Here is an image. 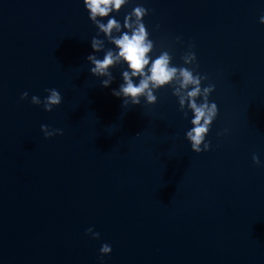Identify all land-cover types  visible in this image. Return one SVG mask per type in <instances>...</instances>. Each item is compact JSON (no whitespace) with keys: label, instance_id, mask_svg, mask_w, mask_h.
I'll return each mask as SVG.
<instances>
[{"label":"water","instance_id":"obj_1","mask_svg":"<svg viewBox=\"0 0 264 264\" xmlns=\"http://www.w3.org/2000/svg\"><path fill=\"white\" fill-rule=\"evenodd\" d=\"M137 5L153 55L181 67L194 51L215 85L211 149L191 150L175 85L125 107L112 93L126 64L107 88L92 75L88 56L115 46L83 0H0V264H264V0H131L113 15ZM53 88L52 112L31 103Z\"/></svg>","mask_w":264,"mask_h":264},{"label":"clouds","instance_id":"obj_2","mask_svg":"<svg viewBox=\"0 0 264 264\" xmlns=\"http://www.w3.org/2000/svg\"><path fill=\"white\" fill-rule=\"evenodd\" d=\"M83 3L91 22L115 46V51H107L102 59L95 55L88 56L92 65L90 68L92 75L105 78L102 84L107 88L111 84V69L116 64H126L128 70L122 73L123 83L112 93L117 98H123L125 107L139 106L142 101L147 105H155L158 102L156 92L175 85L173 91L178 98L180 109L187 110L185 117L188 116L189 111L191 112V127L185 133L191 150L197 154L209 151L211 143L207 137L217 119L219 109L215 102L210 101L215 85L209 83L203 86L207 77L196 73L191 67L197 62L195 52L190 50L184 54L182 59L185 66L181 67L173 65L172 55L168 50L154 56V42L144 23L148 10L143 5L135 6L124 17L121 24L113 14H119L131 3V0H83ZM260 23L264 24V16H261ZM177 42H180L179 38ZM102 44L101 40L93 38L91 42L93 52L101 51ZM47 91L48 95L43 101L40 97L33 95L31 103L42 106L44 111L50 113L61 105L63 98L57 89ZM28 98L27 92L22 94V100H28ZM41 131L46 139L63 135L62 130L51 129L43 124ZM253 161L257 166H262L258 156L254 155ZM88 235L93 239H100V234L92 228L88 229ZM100 254L110 256L112 247L107 243L103 244Z\"/></svg>","mask_w":264,"mask_h":264}]
</instances>
